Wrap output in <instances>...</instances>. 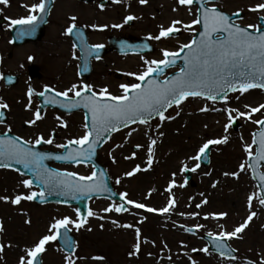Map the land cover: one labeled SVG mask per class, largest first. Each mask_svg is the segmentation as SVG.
<instances>
[{"label":"rangeland","instance_id":"1","mask_svg":"<svg viewBox=\"0 0 264 264\" xmlns=\"http://www.w3.org/2000/svg\"><path fill=\"white\" fill-rule=\"evenodd\" d=\"M39 2L40 0H8L7 5L0 4V17L4 19V24L0 27V102L9 106L0 109L5 110L7 116L6 123L0 124V134L11 132L22 140L34 143V139L30 140L27 132L34 133L32 127L36 125L38 136H43L45 139L52 138V133H55L56 138H52L53 144H48L47 147L52 151H60V148L55 147L57 144H65L70 139L82 137L85 127L82 113L64 115L50 109L44 111L43 119L29 126L27 121L34 119V112L38 109L36 95L45 87L53 88L55 91H65L72 84L78 86L88 84L98 88L97 93L101 88L106 87L113 95H120L121 84L138 83L125 73L143 71L146 66L141 57L147 60L163 59L162 50L178 51L180 45L188 43L198 31L197 25H194L192 30H185L183 27L196 19V8L181 6L178 0H147L144 5H141L139 0H132L133 4L139 3L134 7L136 11L107 9L98 15H95L91 8L75 6L66 0H56L43 37L36 43L15 48L10 42L9 33L12 26L10 21L27 17L29 15L27 8ZM258 3H264V0H218L213 6L228 14L242 13L239 24L247 27L258 24V18L264 15V11H249ZM129 15L137 19H134L132 27L127 28L124 19ZM73 16L77 18L76 25L91 24L88 27L91 45H105L102 40L109 35L156 36L161 27L167 28L175 20L182 21V24L176 26L181 34L176 39L150 40L155 48L152 55L121 57L108 53L103 59L92 62V75L84 82L77 77L78 53L72 46L69 36L64 35L66 28L72 23L70 17ZM93 21L96 24L94 29ZM114 24H121L123 27L113 29ZM9 53L11 57H8ZM73 54L76 59H73ZM30 65L37 68L40 78L32 81L28 79L27 68ZM176 71L178 69L168 70L164 77ZM3 73L19 74L18 85L6 89L1 79ZM116 74L122 75V78L117 79ZM29 88L33 90V96L29 110H25L29 105L27 95ZM239 95L238 92L232 93L227 101L223 99L220 103L189 99L181 109L174 106L165 113L166 116H176V112L179 111L180 115L174 120L161 124L159 118H156L150 122V128L146 125H135L110 137L99 150L98 160L106 169L114 192L118 196L120 193H127V199L143 203L158 211L168 205L166 197L171 195L176 198V207L169 213L156 214L129 205L128 212L117 214L105 212L104 209L119 202L108 199L91 200L88 204L89 210L96 216L88 217L87 223L79 231L74 228L71 231L75 237V249L71 256L76 264H248V262L260 264L264 260V206H261L259 200L255 198L251 211L256 212V216L242 233V238L227 241L230 247L236 250V260L219 258L210 252L205 254L199 251L208 248L203 240L204 236H208V232H212L213 235L221 231L231 232L243 223L250 211L248 196L259 193L247 164L245 171L240 172L238 178H234L231 174L239 172L240 164L247 160V154L243 150L246 145H252V154L255 155L252 134L258 131V126L252 121L264 119V109L253 114L250 120L239 118L232 124L235 129L231 126L227 132L224 126L229 121L224 109L235 108L247 112L248 108H245V105L258 107L264 104V93L253 90L237 100L236 97ZM201 107H208L209 111L201 112ZM216 108L221 111L213 110ZM232 115L235 117L236 113ZM57 117L60 119L58 120ZM187 120L188 124L194 126L197 121L199 123L197 129H194L195 133L190 134L192 136L183 137L181 134L188 133L190 127L179 133L175 131V126L181 123L183 125ZM206 120L209 122L215 120L220 131L216 134H207L208 132L203 129ZM61 122L66 123L67 127H60ZM129 132L132 133L130 136ZM160 133H163V137L172 134L175 139L160 138L159 151L154 153L155 159L158 158L159 162L152 163L148 171L128 177L126 173L132 171L136 165L141 167V164L146 163L143 168L148 166L149 137L161 136ZM224 136L228 137L226 144L211 146L208 165H201L196 172L181 171L185 166L195 167L198 162L191 157L197 154L199 148L208 139H221ZM137 145L141 147L137 149ZM133 153H135L134 159H125ZM52 167L78 176H89L93 171L89 165H52ZM261 171L264 173L263 169ZM224 173L229 175L225 176ZM188 177L190 179L186 182ZM215 177H220L223 181L216 182V187H213ZM22 179L29 178L13 170L0 169V197L8 198V202L0 200V226L3 227V231L0 232V245H4V251L0 253V264H19V259L25 255V250L33 247L42 236L49 234L48 228L55 219L64 217L77 219L75 207L56 204L39 206L32 201H22L19 205H13L11 200L15 195H26L30 191L20 183ZM117 180L120 181L119 184L116 183ZM170 181H174L176 185V191L171 193L166 191ZM141 182L145 183L141 185ZM181 184L185 186L179 187ZM3 187H9L13 193L10 191L4 193ZM31 191L37 190L32 187ZM204 200H207L206 204L202 203ZM197 204L202 206L197 208ZM220 213H226L227 216L219 220L212 218L213 214ZM205 216L209 219H204ZM113 220L119 224H131L133 227L127 229L116 227L112 223ZM200 225L203 227H198ZM220 225H223V228ZM137 228L141 232L140 252L131 255L137 243L135 232ZM189 228L195 230L193 235L186 231ZM66 256L68 255H65L54 241L46 245L41 262L66 264ZM93 257H103V259L95 260Z\"/></svg>","mask_w":264,"mask_h":264},{"label":"snow or ice","instance_id":"2","mask_svg":"<svg viewBox=\"0 0 264 264\" xmlns=\"http://www.w3.org/2000/svg\"><path fill=\"white\" fill-rule=\"evenodd\" d=\"M112 2L120 3L121 0H112ZM139 2L141 5H144L147 3V0H139ZM195 2L201 5L198 10L199 14L191 24H185L183 27L185 30H192L194 25H201L202 31L198 33L199 39H192L188 43L181 44L178 51L162 50L163 59L147 60L141 57L146 66L144 70L139 73H125V75L132 76L138 83L121 84L119 86L122 90L120 95H113L106 87L101 88L99 93H97L88 84H81L79 86L72 84L65 91H55L53 88L45 87L42 92L38 93L39 96L44 97V104L46 105H59L68 111L79 107L86 108L91 115V126L88 124L84 125L85 132L82 137L70 139L65 144L55 145V147L65 150L63 155L43 154L34 150L40 144L52 145L54 141L51 137L45 139L43 136H37L34 143L21 140L20 137L0 139V168H10L13 163L23 165L24 168L29 169L33 173L36 177L35 182L45 190L31 191L33 180L22 179L20 183L25 189H30V191L26 195H15L14 199L11 200L13 205H19L22 201L31 202L38 198L43 200L45 199L46 192L51 194L57 189L64 194L76 192L87 194L108 191L103 181V173L100 174V177H97L95 171L89 176H78L72 172H52L43 166V161L46 159L68 162L91 160L104 134H111L114 131H119L121 127L127 128L137 123L150 128L151 120L157 117L161 124L165 121L174 120L176 116L180 115L179 111L176 112V116H166L165 113L174 106L177 109H181V106L189 98L216 101L218 97H223L227 101L229 93L238 92L240 95L236 99L239 100L241 96L252 89L264 91V26L256 24L241 27L239 24L231 21L228 15L218 11L216 8L206 7L208 0H195ZM7 3L8 0H0V4L7 5ZM193 3L194 0H178V4L181 6H191ZM46 7V0H40L38 4H33L27 8L29 12L27 17L11 20L10 24L14 26H30V31H35V25L40 21L33 13H44ZM249 11H264V3H258L255 7L250 8ZM233 15L239 16L240 13L236 12ZM76 19L75 16L70 17L72 23L66 28L64 35H71L73 33L77 27L75 23ZM134 19H137V17L126 16L124 24H128ZM259 19L264 21V15L260 16ZM180 24H182V21L175 20L171 26L167 28L161 27L158 35H149L146 39L156 41H160L162 38L170 39L175 33L180 31L176 27ZM112 27L121 28L123 25L114 24ZM24 34L21 32L18 35L22 36ZM103 48V44H97L92 47L91 52L98 53ZM91 52L88 54L90 55ZM181 53H183L182 57ZM76 58L75 54H73V59ZM99 58L97 55L96 59ZM177 58H182L184 61L181 70L171 77L159 79V77L165 76V69L176 64ZM84 70H87V64L84 65ZM154 76L156 78H153ZM46 93L51 95H46ZM70 93L72 94L71 96L69 95ZM27 95L29 105L26 106L25 110H29L31 106L33 96L31 88H29ZM57 98H62L63 102ZM8 107L6 103L0 102V109ZM245 108H248L247 112H242L235 108L224 109L228 114L229 121L224 126L225 132L241 117L245 120H250L253 114L259 113L264 109V104L258 107L245 105ZM213 110L221 111L219 108ZM200 111L207 112L209 108L201 107ZM233 113H236L235 117L232 115ZM0 117H2V113H0ZM41 119L43 117L40 111L37 110L34 112V119L27 121V123L29 126H32ZM57 119L59 120L60 118L57 117ZM252 122L257 124L259 128L258 132L252 134V144H258V151L253 155L252 145H246L243 150L247 154V160L240 164L239 172L232 173L231 175L234 178H238L240 172L245 171L247 164L252 169L254 178L260 180L261 193H264V175L257 176L256 173V165L264 161V119L253 120ZM60 127H67V125L61 122ZM131 134V132L128 133L129 136ZM4 135L7 136V133ZM160 135L162 136L163 133H160ZM149 140L150 142L147 145L148 166L141 168L139 165H136L132 171L126 173L128 177H132L141 171H148L151 168L154 157V146L157 144V140L151 137H149ZM227 142V136L221 139H208L191 159L199 161L210 146L226 144ZM70 145L76 147L70 148ZM136 147L139 149L141 146L137 145ZM134 158L135 153L125 157V159ZM249 162L251 163L249 164ZM199 167L200 164L197 163L195 167L188 168L185 166L181 171L196 172ZM12 170L15 171V169ZM224 175L228 176L229 173H224ZM116 183L119 184L120 181L117 180ZM175 186L173 181L169 184L166 191L171 193L172 188ZM184 186V184L179 185L181 188ZM212 186L216 187V184L213 183ZM261 193L248 196L249 215L243 223L235 227L231 232L221 231L217 235H213L212 232L207 233L210 242L219 250L222 258L226 257L233 261L237 259L233 255L236 250L226 246L224 242L242 238V233L249 227V224L256 216V212L251 211L253 199H258L260 205L264 206V194ZM127 195V193H120L119 200L122 203L110 205L104 211L120 214L128 212L129 208L127 205H131L132 208L142 209L148 213L165 214L176 207L175 200L171 195H169L168 205L159 211L147 207L143 203L129 200L127 199ZM0 200L8 202L7 197H0ZM202 203L206 204L207 200H204ZM201 206V204L196 205L197 208ZM181 215L183 214L181 213ZM76 216V220H72L69 217L55 219L48 228L49 234L42 236L33 247L26 249L25 255L19 259V264H38V257L46 251V245L61 237L65 240V247L70 251H74L72 242L67 234L73 228L79 231L87 223V218L95 217L96 214L89 210L87 217L82 218L79 212L76 213ZM226 216V213H220L218 215L213 214L212 218L219 220L224 219ZM204 219H209V217L205 216ZM140 222L142 223L143 221ZM25 223H30V221H25ZM112 223L116 227L126 229L133 227L131 224H119L115 220ZM70 225L71 227H69ZM198 227H203V225ZM220 227L223 228V225H220ZM88 230L91 231V229ZM2 231L3 227L0 226V232ZM186 231L191 232L192 230L186 229ZM135 232L137 243L131 255L140 252V229H135ZM3 251L4 245H0V253ZM193 251L197 250L193 249ZM199 251L209 254L207 247L199 249ZM93 259L101 260L103 257H93ZM65 261L66 264H76L72 256H66ZM248 264H251V262H248ZM260 264H264V260Z\"/></svg>","mask_w":264,"mask_h":264},{"label":"water","instance_id":"3","mask_svg":"<svg viewBox=\"0 0 264 264\" xmlns=\"http://www.w3.org/2000/svg\"><path fill=\"white\" fill-rule=\"evenodd\" d=\"M216 1L217 0H208L207 4L214 3ZM51 4H52V0H46V5H47L46 10H45L44 13H40V16H39V21L40 22H38L35 25V31H30V26H19V25L15 26V29L12 32V36H13V40H14L15 44L19 45V44H22V43H24L26 41H36V40L40 39V37L42 36L43 27H44V25L46 23V18H47L48 12H49V10L51 8ZM193 5H197L198 10L201 7V5L196 3L195 0H194ZM198 14H199V11H198ZM229 17H230L231 21H239L241 19L242 15L241 14L239 16L233 15V16H229ZM259 21H260V25L264 26V21H261L260 19H259ZM199 27H200V31H202V26L199 25ZM21 32H23L25 34L22 35V36L18 35ZM74 32H75V34L72 33L73 42H74V45L76 46V48L81 53L82 65H81V68H80V74H81V76H83V75L88 76L89 73H90V71H89V69H90V60L93 59V58H96L97 55L99 57H102L105 54V51L103 49H101L98 53L91 52L92 47H89L87 45L86 37L84 36V34L82 32H80V31H77V30H75ZM194 39H199L198 33L196 34V37ZM110 45H111L112 49H114L115 51H117L120 54L151 52V49L148 47V44L146 42L145 43H141V44L128 45L125 42H113L112 41V42H110ZM185 51H187V49H185ZM89 52H91L90 55L88 54ZM182 56H183V53H181V57ZM179 62L182 63L180 66L178 65ZM85 64H87V70L86 71L84 70V65ZM183 64H184L183 59L182 58H177L176 64L174 66H172V67L179 66L180 68H182ZM169 68H171V67H169ZM169 68H167V69H169ZM167 69H165V72H166ZM173 75H175V74H173ZM173 75H171V76H173ZM35 76H36V70L32 69L31 70V78H33ZM171 76H169V77H171ZM153 78H156V77L154 76ZM159 79H160V77H159ZM4 80H5V84L7 86L15 85L16 82H17L16 78H12V77H9V76H5ZM46 95H51V94L46 93ZM57 99L60 100L61 102H63L62 98H57ZM222 99H223V97H218L216 101H221ZM38 100H39V103H40L39 111H40L41 114H42V112L44 111V109L46 107H50L52 109L61 110L62 112L66 113V114H70L72 112H76V111L82 110L83 113H84V116H85L86 124L91 126V115L88 112V110L86 108H84V107L74 108L71 111H68V110H66L64 108H61L59 105L52 106V105L44 104V97H41L39 95H38ZM4 119H5L4 113H2V117H0V120H4ZM121 128H123V127H121ZM111 134H104L103 135V137L101 138V143H100V145L97 146L95 154L92 156L91 160H87V161H83V162H78V161L68 162V161H63V160L46 159V160L43 161V166L46 167L47 169H49L52 172H58V171L50 168L49 165L51 163H59V164H82V163H88V164H91L95 168V172L97 173V177H100V174L103 173V181H104V184L107 187L108 191H106V192L105 191H98V192L87 193V194H82L80 192L64 194V193H61L57 189V190L53 191L51 194L46 192L45 199L41 200V199L38 198V199L34 200V202L40 203V204L49 202V203L75 205V206L78 207V212L81 214L82 218L87 216V210H88L87 209V203L92 198L102 197L103 196V197L111 198L113 200H117V201L121 202L119 200V197H117L113 193V190H112L111 186L109 185V182H108V180L106 178V174H105L104 170L102 169V167L100 166V164L97 161V150L104 144V142L107 140V138ZM9 138H12V136H10V135L0 136V139H9ZM255 145H256V153H257L258 144H255ZM41 146H43V144L37 145L34 150L37 151V152L43 153V154H50V155H63L64 152H65V150H64L63 153H52V152L41 151L39 149ZM69 147L70 148H74L76 146L70 145ZM201 162L204 165L208 164V162H209L208 161V150L205 153V155L201 157ZM250 163L251 162H249V164ZM261 164H263V166H264V161H262V162H260L259 164L256 165L257 176L258 175H264V174L260 173ZM10 168L18 170L21 173H23L24 175L29 176L30 180H33V186L34 187L38 188L40 191H45L42 188L41 185H39V184H37L35 182L36 181V177L33 175V173L29 169L24 168L23 165L14 164L13 163V164H11ZM59 173H62V172H59ZM252 173H253V171H252ZM69 179H73V178H69ZM254 180L257 182V185H258L260 193H261V188H260L261 182H260V180L258 178H254ZM261 194H264V193H261ZM67 235H68L69 239L71 240L72 246L74 248L73 237L70 235V233H68ZM206 240L209 242L210 250L212 252L216 253V254L221 255L219 250L216 249L214 247V245L210 242V239L207 238ZM58 242H59V245H60V247L62 248L63 251H65L68 254H71L73 252V251H70L67 247H65V240H64L63 237L59 238ZM224 243L226 244V242H224ZM226 246H228V245L226 244ZM233 255H235V253H233ZM38 264H40L39 257H38Z\"/></svg>","mask_w":264,"mask_h":264},{"label":"bare ground","instance_id":"4","mask_svg":"<svg viewBox=\"0 0 264 264\" xmlns=\"http://www.w3.org/2000/svg\"><path fill=\"white\" fill-rule=\"evenodd\" d=\"M194 118L195 117H193V119ZM197 122L199 123V121H197ZM197 124H196V126H194L193 124H188V120H187V121H184L183 122V125H182V123L181 124H177V126H175V131H179V133H180L181 130H184L185 128L188 129L190 127V130H189L188 133H184L183 132L181 135L183 137H186L187 135L188 136H192L190 134L191 133H195L194 129H197V127H198ZM203 129H204V131H207L208 132L207 134H209V135L210 134H216V133H218L220 131V128L218 126H216V121L215 120L213 122L212 121L209 122L208 120H206L205 124L203 125ZM166 137L158 136V137H153L152 138V139H156L157 140V144L154 146V153H155V151L157 153L159 151V148H160V145H161V143H160L161 142V139L160 138H163V140L175 139V138H173V135L172 134H170V135L168 134V136H166ZM174 137H176V135ZM149 142H150V140H149ZM153 161H154L153 163H155V164H157L159 162V159L158 158L155 159V154H154V157H153ZM145 165H146V163H143V164H141V167L143 168ZM141 172H143V171H141ZM219 175H220V173H218L217 176H219ZM222 181L223 180L220 177H215V179H214V183H216V182L218 183V182H222ZM170 182L172 183L173 181H170ZM144 183L145 182H143V183L141 182V185L144 184ZM2 190H3L4 193L5 192L9 193V191H10L9 190V187H3ZM172 191H176V186L172 188ZM10 192L13 193L12 190ZM168 199H169V196L166 197V200H168ZM173 199L176 200V198H173Z\"/></svg>","mask_w":264,"mask_h":264},{"label":"flooded vegetation","instance_id":"5","mask_svg":"<svg viewBox=\"0 0 264 264\" xmlns=\"http://www.w3.org/2000/svg\"><path fill=\"white\" fill-rule=\"evenodd\" d=\"M66 1L74 4L75 6H81L83 8H91V9H93L95 15H98V13H102L103 11H105L107 9L116 10V11L122 9L124 12H126V11L127 12H130V11L133 12V11L137 10V9L134 8L135 5L138 6V4H139V3L133 4L132 0H121L120 3H113L112 0H108L107 7L106 8H102L101 4H100L101 0H93V2H91V3H83V2H81L79 0H66ZM139 6H141V5H139ZM92 23H93V26H94L93 29L96 28L95 21H93ZM90 25L91 24H87V23H83L82 24V26L85 27L87 31H89L88 27ZM112 28L113 29H118V28H114V27H112ZM93 89H97V88L93 87ZM24 130H26V127H25ZM32 130H34V133L29 134L27 132V135L30 138V140L34 139L33 141H35V138L38 136L37 126L35 125L34 127H32ZM9 133H11V132H9Z\"/></svg>","mask_w":264,"mask_h":264}]
</instances>
